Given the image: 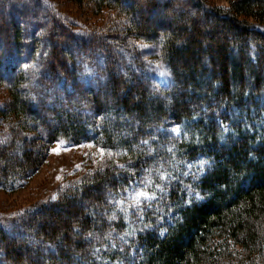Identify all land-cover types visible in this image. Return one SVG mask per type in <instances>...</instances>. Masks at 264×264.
Returning <instances> with one entry per match:
<instances>
[{
	"label": "trees",
	"instance_id": "1",
	"mask_svg": "<svg viewBox=\"0 0 264 264\" xmlns=\"http://www.w3.org/2000/svg\"><path fill=\"white\" fill-rule=\"evenodd\" d=\"M72 1L105 23L0 0V190L52 142L103 155L0 222V264H264V0Z\"/></svg>",
	"mask_w": 264,
	"mask_h": 264
},
{
	"label": "rangeland",
	"instance_id": "2",
	"mask_svg": "<svg viewBox=\"0 0 264 264\" xmlns=\"http://www.w3.org/2000/svg\"><path fill=\"white\" fill-rule=\"evenodd\" d=\"M162 1L159 0L160 3ZM214 2L217 4L227 3L223 0H215ZM27 3L41 4L45 9V13L53 15L55 19L56 17L60 18L61 21L72 25L76 31H85L84 33H86L100 28L105 23L103 15L88 13L84 10L85 7H80L72 0H27ZM141 12L150 19L155 16L149 15L147 10L143 8ZM158 12L159 14L163 12L162 6L159 7ZM40 22H43V19H40ZM157 50L158 48L154 47L151 49V57L154 60H156L154 56L158 55ZM139 78L144 81L141 77H137V79ZM137 79L131 82L136 83ZM149 91L151 92L152 89H149ZM8 97L5 86L0 87V107H3ZM109 99L110 101L113 100L111 97ZM42 117L47 119V122H51L47 113H44ZM87 118V116H84V120ZM41 137L46 142V137ZM35 150L39 149L36 148ZM102 155L101 148L94 147L89 143L76 146L69 145L63 140L52 142L46 159L37 172L31 176L30 180L23 182L20 188L15 191L10 189L0 190V222L16 217L39 204L53 201L63 189L77 182L82 174L89 170V166L95 168ZM81 204L82 207L85 205L84 202ZM63 216L66 217V215ZM92 216H95V214L92 213ZM85 238L87 240L89 237ZM76 239L77 237H74V240Z\"/></svg>",
	"mask_w": 264,
	"mask_h": 264
},
{
	"label": "snow or ice",
	"instance_id": "3",
	"mask_svg": "<svg viewBox=\"0 0 264 264\" xmlns=\"http://www.w3.org/2000/svg\"><path fill=\"white\" fill-rule=\"evenodd\" d=\"M140 197L146 200L150 198L146 191H139L132 197L133 203L138 205L140 203Z\"/></svg>",
	"mask_w": 264,
	"mask_h": 264
}]
</instances>
